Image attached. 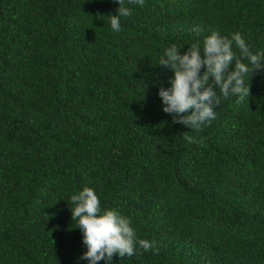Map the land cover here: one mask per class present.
<instances>
[{
	"label": "trees",
	"instance_id": "trees-1",
	"mask_svg": "<svg viewBox=\"0 0 264 264\" xmlns=\"http://www.w3.org/2000/svg\"><path fill=\"white\" fill-rule=\"evenodd\" d=\"M126 6L114 32L116 0H0V264H88L70 210L86 186L155 242L113 264H264V71L198 132L158 95L172 44L215 29L264 52V0Z\"/></svg>",
	"mask_w": 264,
	"mask_h": 264
},
{
	"label": "clouds",
	"instance_id": "clouds-1",
	"mask_svg": "<svg viewBox=\"0 0 264 264\" xmlns=\"http://www.w3.org/2000/svg\"><path fill=\"white\" fill-rule=\"evenodd\" d=\"M116 2L119 4L117 14L109 18L112 30L119 32L120 18L130 16L131 9L126 6V0ZM144 3L145 0H127L129 5L143 7ZM194 31L199 37L203 29L197 26ZM209 32L183 54L179 51L182 47L172 44L164 50L158 62L161 69L166 67L174 74L170 87H161L158 92L162 111L173 116V123L197 132L216 118L214 109L222 98L232 95L240 99L248 97L250 84H245V77L264 71V52L254 54L239 32L230 36L215 29ZM183 138L189 143L197 142L187 134ZM70 199L74 205L70 209L72 221H77L75 228L82 230L87 248L80 259L87 260L88 264H98L101 260L113 264L114 255L131 257L137 254L138 247L144 252L154 247V241L138 238L130 217L116 209L102 210L94 189L86 186Z\"/></svg>",
	"mask_w": 264,
	"mask_h": 264
}]
</instances>
